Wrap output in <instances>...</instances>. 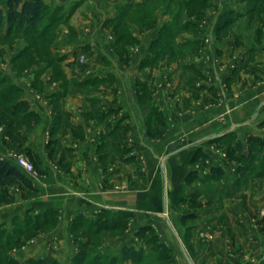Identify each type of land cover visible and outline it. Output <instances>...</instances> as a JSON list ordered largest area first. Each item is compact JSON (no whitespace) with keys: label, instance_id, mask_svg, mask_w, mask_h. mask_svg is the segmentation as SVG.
Here are the masks:
<instances>
[{"label":"crops","instance_id":"crops-1","mask_svg":"<svg viewBox=\"0 0 264 264\" xmlns=\"http://www.w3.org/2000/svg\"><path fill=\"white\" fill-rule=\"evenodd\" d=\"M48 1L58 14L53 36L37 40L25 71L31 87L23 100L37 119L21 124L23 145L0 144L1 158L17 164L20 152L36 163L37 173L26 172L36 191L23 197L21 185L10 187L16 199L0 203L2 229L20 231L28 216L53 210L60 223L52 235L68 240L73 261L80 252L74 222L125 212L130 225L113 239L121 247L137 245V230L148 226L177 264H264L263 201L203 202L187 230L181 217L189 211L174 199L190 172L199 176L223 161L216 138L254 134L264 119V0ZM211 33L215 49L208 52ZM218 60H231L227 72ZM239 78L254 80L256 91L243 88L236 97ZM200 148L209 154L206 168L193 162ZM228 209L245 230L221 217ZM32 245L33 253L26 246L8 253L18 264L64 254L61 243L54 250Z\"/></svg>","mask_w":264,"mask_h":264},{"label":"rangeland","instance_id":"rangeland-1","mask_svg":"<svg viewBox=\"0 0 264 264\" xmlns=\"http://www.w3.org/2000/svg\"><path fill=\"white\" fill-rule=\"evenodd\" d=\"M48 3L49 9L47 10L45 17L43 20H41L37 27L35 29H29V27H18L10 25L6 20L3 21L2 25L0 26V144H6L9 145V141L15 142V144H19L20 146L22 144V139L20 138V123L22 121V115L24 112H27L29 107H27L24 104H20L21 101H23V98H26L28 95H26L25 92H27V89L30 88V82L28 77V73H25V71L29 67V62L32 61L30 59H33V56L37 53V40L38 35L40 33V30L46 26V24L53 22V8H51L53 5L49 3L48 0H46ZM95 2H98L97 6L105 5L104 0H95ZM110 3V2H109ZM112 6V3H110ZM0 6L3 8L7 7V0H0ZM173 6H179L178 3L173 2ZM208 6V4H206ZM139 14V13H138ZM145 15V14H144ZM143 15V16H144ZM234 16V15H233ZM231 16V17H233ZM138 17H140L138 15ZM149 16H147L148 18ZM212 18V17H211ZM234 18V17H233ZM53 28V25H51ZM50 27V28H51ZM52 30V29H51ZM53 31V30H52ZM34 42V45H30ZM29 44V45H28ZM40 46V45H39ZM213 46V39H212V33L209 35L204 42V47L208 52H211L212 49H215ZM26 49V50H25ZM99 50V49H98ZM235 53V52H234ZM233 57L235 58V54H241L240 52H237L234 54ZM23 54V55H21ZM236 55V56H237ZM20 56V57H19ZM22 56H24V59H19ZM232 57V58H233ZM85 58L82 57L81 60H84ZM231 61V60H230ZM225 62L218 60L215 64L219 65V69L222 72H227L229 69V65L231 62ZM235 61V60H234ZM238 63V62H237ZM36 63H32L31 66L35 65ZM30 66V67H31ZM25 73L24 75V81L22 82L21 75ZM240 73V71H239ZM21 76V77H20ZM240 79V78H239ZM237 79L236 81H238ZM26 80V81H25ZM248 81V80H247ZM244 82L242 79H240L239 83L235 86V91L237 94L235 95L240 96L241 94L238 92L242 90L243 88H251L253 91H256L257 87L254 83V80H249L248 82ZM264 82V80H263ZM247 83V84H246ZM262 83V82H261ZM246 84V85H245ZM242 85V87H240ZM24 86V87H22ZM18 87L21 88V91L18 90ZM262 97H264V88L262 89ZM25 93V94H24ZM30 97V96H29ZM225 97V96H224ZM31 98V97H30ZM264 99V98H263ZM34 100V99H33ZM29 105V104H28ZM232 110V109H230ZM229 112V111H228ZM26 123L28 121L30 123H33L36 121V115L30 114L28 117L24 118ZM14 120V123L10 125V122ZM22 122V123H24ZM256 133L254 134H248L247 132L244 133V131H238V133L234 130L228 131L224 134H222L220 137L226 135V134H234L233 136L228 135L227 137H224L222 141H212L214 142V147L218 150V152L221 153V156L223 157V161L215 160L216 164H219L217 167H221L225 174L218 178L213 179L211 177L212 169L206 168L209 166V163L207 164V160L209 159V154L207 155V158H199L200 161L206 162V172L202 173L198 176L199 180H196L194 183H188V188H184V190L177 195H174L175 203L176 205L185 204L186 209L189 211L187 214H198L197 211H199V208L203 204V202H220L223 204H226L225 207L229 208L230 202H256L255 200L259 202H264V150L259 151L255 150L254 155V163L251 167H248L247 171L243 174L238 171L239 164H234V162L228 160L227 158V146L229 144H234L236 140H241L244 143L245 146V152L249 154L248 151V141L247 138L250 135H257L264 137V119L260 121L255 128ZM253 131V132H254ZM240 134H247L245 139H239ZM241 135V136H242ZM203 148V147H202ZM200 148V149H202ZM204 151V150H203ZM17 159L19 156H26L33 164L35 165V162L30 159L25 153H17ZM225 163H231L234 164V167H225ZM38 169L35 166V171L33 173H37ZM234 182L232 183V181ZM224 181L230 182L229 184L232 185V189L229 191V189L226 188V185ZM193 186V187H192ZM22 191L23 197H27L31 195L32 193L29 192L28 189L23 188L22 186L19 187ZM262 199V200H261ZM261 200V201H260ZM225 202V203H224ZM194 210V212L190 211ZM230 211V209H228ZM232 214L224 213V215L221 217L227 218L229 221V225H232L233 223H237V227L235 230L243 231L244 226L239 223V217L238 214L234 210L230 211ZM117 213H109L106 214V216L111 217L112 215H115ZM264 214V212H263ZM55 214L50 215V219L45 221V223H41L42 225L37 226V222L30 223L27 227H29L28 230H26L25 225H20V231L17 229H2L0 226V258L3 260L2 264H16V258L11 253H8L9 250L15 249L16 247L26 246L27 251H30V253H33L35 247L32 244L41 245L42 243L47 244V247L54 250L60 249V243L64 245L59 251H62V257L60 258L57 254L50 255L52 258H57L56 264H73L75 261H70V248H69V242L67 239L65 240H56L52 234L59 226L60 220L59 216ZM182 219V217H181ZM184 225L186 226V229L189 230L193 224H195L196 220L194 218L188 219L187 221H184L182 219ZM235 221V222H234ZM43 222V221H41ZM130 225V219L126 220V229H128ZM233 226V225H232ZM89 227L88 221L84 223L75 224V222L71 225L72 231L77 236L78 246L80 251H82V243L81 242H91L88 248V253H90L87 257L86 263L82 264H89V262L93 259V257L98 254L99 252L103 255H107V259H105V262H102V264H177L178 258L176 259V256L171 251L172 249L168 246V244L160 237L159 234H156V229L154 227H142L137 230H142L146 228L143 231V236H138L139 243L137 245H131L126 242L125 246H122V242L119 240H113L116 236L120 235L122 231L118 230H102L100 233H86L87 228ZM95 226H93V229ZM94 231V230H93ZM44 233H51V235L48 234V239L42 240L43 237H39L37 240H35L36 237H38L40 234ZM45 236V235H44ZM23 237L22 240L20 238ZM16 238H19L18 241H16ZM31 239H34L31 240ZM106 241V242H105ZM164 243L169 247V250L166 253H163V248L161 247V244ZM108 244V245H106ZM128 246H135V248L140 249L141 256L138 260H134L131 258L127 259L122 255V249L124 247ZM53 247V248H52ZM117 247H119L117 249ZM25 249V250H26ZM87 250V249H86ZM106 251V253H104ZM84 252V251H82ZM118 253V260L117 261H111V259L116 256ZM109 254V255H108ZM23 257L20 256V258L26 259V255L23 253ZM57 256V257H56ZM60 258V259H58ZM138 258V257H137ZM34 258L29 260V264H38L34 263ZM1 263V262H0ZM23 264V263H22ZM48 264H52V261L50 260Z\"/></svg>","mask_w":264,"mask_h":264},{"label":"trees","instance_id":"trees-1","mask_svg":"<svg viewBox=\"0 0 264 264\" xmlns=\"http://www.w3.org/2000/svg\"><path fill=\"white\" fill-rule=\"evenodd\" d=\"M48 9L49 7L46 0H7L6 8L0 6V26L2 25L3 21L6 20L12 26H16V25L18 27L27 26L29 27V29H35L38 23L44 19ZM57 18H58V14L57 13L53 14V22L46 24V26H44L40 30L38 38L45 37L46 39H51V37L53 36L51 25H54ZM18 90L21 91V88L18 87ZM20 104H24L28 107V103L25 100L21 101ZM21 115H22V121L20 123V126L22 122L26 121L24 118L28 117L30 113H28L27 111ZM30 122L28 121V123ZM12 123H14V120L10 122V125ZM228 135L233 136L234 134L233 133L226 134L222 137L216 138L214 141L216 140L222 141L223 138L227 137ZM247 141H248L249 154L245 152L244 150L245 146L241 140H236L234 144H229L227 146L228 160L237 161L239 163L238 171L243 174L247 171L248 167H251L255 162L254 161L255 150H259V151L264 150V137L257 135H250L248 136ZM207 155L208 154L205 151H203V149H199L193 157V162L198 161L199 158H207ZM224 174L225 172L221 167L212 168L211 177L213 179H218L222 177ZM196 179H198V174L197 171L194 170L190 172V174L186 177V184L193 183ZM16 184H19L23 188L28 189L29 192L36 191L34 183L23 169H21L17 164H14L9 160L0 157V203H11L15 201L16 197L11 192L10 187ZM184 188H185V184L180 185L176 189L174 195H177L178 193L182 192ZM51 214H55V212L53 210H50L48 212L41 213L35 217L30 215L26 218L27 221L26 224L28 226L32 222H37L36 227H38V225L41 226L43 223H45V221L47 222V220L50 219ZM129 215L130 214L123 212L108 217L105 214L101 222L88 223L89 227L87 228L86 233L89 232L100 233L102 230L104 231L108 229L124 231L126 229L125 227L126 220L127 219L129 220ZM192 218L195 219L196 214H191V215L185 214L182 216V219L184 221H187L188 219H192ZM40 221H43L42 224ZM93 226H95L94 229ZM145 229L146 228L139 230L137 232V235L143 236V231ZM81 243L83 246L82 251L84 252L82 251L79 252V254L74 259L75 262L73 264H82L84 262L86 263L87 261L86 256L90 254L88 253V248L91 242L88 241ZM161 247L163 248L162 249L163 253L167 254L169 247L164 243L161 244ZM142 253L143 252H141L140 249L135 248V246H128L122 249V255H124V257L127 259L132 257V259L138 260ZM107 258H108L107 255H103L102 253L99 252L93 257V259L89 262V264H102V262H105V259ZM3 260H4V256H3ZM3 260L0 258V262H1L0 264H2ZM50 260L52 261V264H56V261L52 258L33 260V262L38 264H48ZM117 260H118V256H114L111 259V261H117Z\"/></svg>","mask_w":264,"mask_h":264},{"label":"built area","instance_id":"built-area-1","mask_svg":"<svg viewBox=\"0 0 264 264\" xmlns=\"http://www.w3.org/2000/svg\"><path fill=\"white\" fill-rule=\"evenodd\" d=\"M17 165L25 172L33 173L35 171V165L26 156H19L17 159Z\"/></svg>","mask_w":264,"mask_h":264},{"label":"water","instance_id":"water-1","mask_svg":"<svg viewBox=\"0 0 264 264\" xmlns=\"http://www.w3.org/2000/svg\"><path fill=\"white\" fill-rule=\"evenodd\" d=\"M181 142H178L177 144H174L173 146L170 147V149H173L174 147H176L178 144H180Z\"/></svg>","mask_w":264,"mask_h":264}]
</instances>
